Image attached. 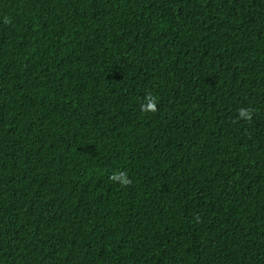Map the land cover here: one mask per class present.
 Returning a JSON list of instances; mask_svg holds the SVG:
<instances>
[{"label": "trees", "instance_id": "obj_1", "mask_svg": "<svg viewBox=\"0 0 264 264\" xmlns=\"http://www.w3.org/2000/svg\"><path fill=\"white\" fill-rule=\"evenodd\" d=\"M0 264H264V0H0Z\"/></svg>", "mask_w": 264, "mask_h": 264}, {"label": "clouds", "instance_id": "obj_2", "mask_svg": "<svg viewBox=\"0 0 264 264\" xmlns=\"http://www.w3.org/2000/svg\"><path fill=\"white\" fill-rule=\"evenodd\" d=\"M124 175V177H126V173L125 174H123ZM111 178V177H110ZM130 181L127 179V178H124L123 180H122V182H121V184H122V186H127V184L129 183Z\"/></svg>", "mask_w": 264, "mask_h": 264}]
</instances>
